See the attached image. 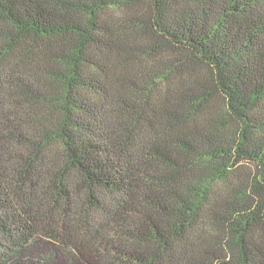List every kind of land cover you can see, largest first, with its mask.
Returning <instances> with one entry per match:
<instances>
[{"label": "trees", "instance_id": "obj_1", "mask_svg": "<svg viewBox=\"0 0 264 264\" xmlns=\"http://www.w3.org/2000/svg\"><path fill=\"white\" fill-rule=\"evenodd\" d=\"M0 264H264V0H0Z\"/></svg>", "mask_w": 264, "mask_h": 264}]
</instances>
